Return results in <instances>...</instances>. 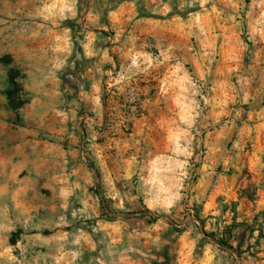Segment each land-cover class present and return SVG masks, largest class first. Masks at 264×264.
<instances>
[{"label": "rangeland", "instance_id": "374dc122", "mask_svg": "<svg viewBox=\"0 0 264 264\" xmlns=\"http://www.w3.org/2000/svg\"><path fill=\"white\" fill-rule=\"evenodd\" d=\"M0 264H264V0H0Z\"/></svg>", "mask_w": 264, "mask_h": 264}, {"label": "trees", "instance_id": "16d2710c", "mask_svg": "<svg viewBox=\"0 0 264 264\" xmlns=\"http://www.w3.org/2000/svg\"><path fill=\"white\" fill-rule=\"evenodd\" d=\"M11 83L14 86L15 90L18 89V83L16 82V80L13 76L11 77ZM7 95H8V99H9V106L13 109H18V108L22 107L27 102V100L21 96L18 98H15V94H14L13 90H9L7 92ZM139 215L141 217H146V218L148 217L149 221H151V222L156 221L158 219V217L153 216L152 212L148 209L139 212ZM218 243H219L220 247H222L228 251L235 252V248L232 245L228 244L227 242H223V241L218 240Z\"/></svg>", "mask_w": 264, "mask_h": 264}, {"label": "crops", "instance_id": "0c3cea01", "mask_svg": "<svg viewBox=\"0 0 264 264\" xmlns=\"http://www.w3.org/2000/svg\"><path fill=\"white\" fill-rule=\"evenodd\" d=\"M254 179H258L257 177H254Z\"/></svg>", "mask_w": 264, "mask_h": 264}, {"label": "built area", "instance_id": "2783aa9c", "mask_svg": "<svg viewBox=\"0 0 264 264\" xmlns=\"http://www.w3.org/2000/svg\"><path fill=\"white\" fill-rule=\"evenodd\" d=\"M231 214H233V212H231Z\"/></svg>", "mask_w": 264, "mask_h": 264}]
</instances>
